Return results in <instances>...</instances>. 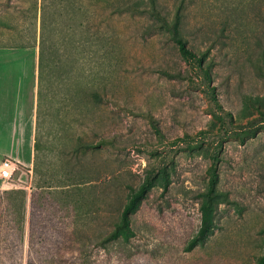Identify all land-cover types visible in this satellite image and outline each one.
Wrapping results in <instances>:
<instances>
[{
  "label": "rangeland",
  "instance_id": "374dc122",
  "mask_svg": "<svg viewBox=\"0 0 264 264\" xmlns=\"http://www.w3.org/2000/svg\"><path fill=\"white\" fill-rule=\"evenodd\" d=\"M45 1L54 61L35 129L38 175L33 162L17 165L8 180L14 186L0 179V192L27 193L24 250L33 184L54 190L78 170L81 204L69 201L65 210V195H51L50 214L66 224L47 228L65 243L61 251L79 244L78 264H257L264 256V0H183L185 52L168 31L151 29L146 14L99 23L91 15L88 28L95 9L87 0ZM179 1L159 0L169 16ZM3 9L13 14L3 43L31 42L36 10L40 33L43 0H0ZM83 84L90 96L71 100ZM100 138L114 146H98ZM143 182L134 235L102 245L130 186ZM203 193L216 202L214 225L189 248ZM14 253L2 243L0 263L13 264Z\"/></svg>",
  "mask_w": 264,
  "mask_h": 264
},
{
  "label": "trees",
  "instance_id": "16d2710c",
  "mask_svg": "<svg viewBox=\"0 0 264 264\" xmlns=\"http://www.w3.org/2000/svg\"><path fill=\"white\" fill-rule=\"evenodd\" d=\"M79 3V2H78ZM92 6L95 10L87 14L86 27L93 25L95 22H91V15H93L97 22L104 21L112 14H122L124 12L131 14H146L152 21L150 28L159 31L169 32L171 38L178 45L182 52H185L186 40L183 33V6L184 1L180 0L177 3L174 13L169 16L162 8L159 0H87V5ZM44 5L46 1L43 0V12L41 14V24L38 42V85H37V108H36V129L40 128V120L49 103V67L54 60H50V50L54 46V41L50 40L49 36V23L45 17ZM83 22L79 23L81 26ZM89 28V27H88ZM84 41H88V38H83ZM56 42V41H55ZM69 40H58L59 47L61 46L65 50ZM66 52V51H65ZM50 60V62H49ZM56 65V64H55ZM53 68V67H52ZM167 74V72H165ZM172 76H179V74H169ZM77 91L68 95L72 100L78 97L88 98L91 93V88L87 85H80L76 87ZM98 146H114V140L110 138H100L97 142ZM40 148L37 135L34 141V172L38 175L37 164V151ZM79 174L78 170H75L70 174V182L60 184L53 188L51 184H44L42 181L35 182L33 186L35 189L31 192L30 196V209H29V226H28V238L27 248L24 250V216L26 209V197L27 193L24 189H12L0 192V247L2 243L6 244L7 250L12 248L16 251L14 256L16 257L13 264H78L82 259L84 250L79 246L69 244V248L65 251L62 246L65 243L61 242L59 236L47 230L48 227L59 225L61 223L66 224V221L57 219V216L51 215L50 204L51 195L62 193L66 197V201H63L64 209L67 210L68 202H72V205L78 206L81 204L82 198V186L81 182L84 179ZM215 176H210V185H213ZM110 187L113 182H109ZM49 187V188H48ZM109 187V188H110ZM43 189H45L43 191ZM146 183L143 182L138 188L130 186L128 201L124 204L122 210H120L116 220L113 223L112 228L102 237V245L106 243L119 241L122 239L124 242H128L134 235V230L131 226V214L137 209L142 197L145 195ZM55 192V193H54ZM203 198L200 201V224L188 243V247L192 248L198 243H203L209 236L214 225L216 202L208 194L203 193ZM71 197V199H69ZM71 209V206H70ZM62 219L66 218L64 215ZM69 233V232H68ZM71 233V232H70ZM75 242L78 238L76 233H73ZM63 237V236H62ZM2 242V243H1ZM9 254V253H8ZM25 254V255H24ZM62 259V260H61ZM1 264V263H0ZM257 264H264V256L261 257Z\"/></svg>",
  "mask_w": 264,
  "mask_h": 264
},
{
  "label": "crops",
  "instance_id": "0c3cea01",
  "mask_svg": "<svg viewBox=\"0 0 264 264\" xmlns=\"http://www.w3.org/2000/svg\"><path fill=\"white\" fill-rule=\"evenodd\" d=\"M9 10L0 11V159L9 157L17 165L29 168L34 161L38 85L39 12L34 14L31 42L3 43Z\"/></svg>",
  "mask_w": 264,
  "mask_h": 264
},
{
  "label": "built area",
  "instance_id": "2783aa9c",
  "mask_svg": "<svg viewBox=\"0 0 264 264\" xmlns=\"http://www.w3.org/2000/svg\"><path fill=\"white\" fill-rule=\"evenodd\" d=\"M17 169V163L9 158V157H3L0 161V179L3 181L2 187L9 188V186H14L12 183L8 181L10 177L13 175V173Z\"/></svg>",
  "mask_w": 264,
  "mask_h": 264
}]
</instances>
